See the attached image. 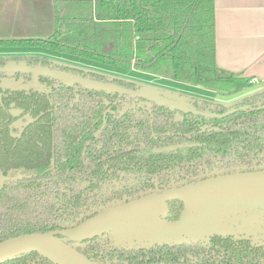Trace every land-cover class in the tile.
Segmentation results:
<instances>
[{"label":"trees","instance_id":"trees-1","mask_svg":"<svg viewBox=\"0 0 264 264\" xmlns=\"http://www.w3.org/2000/svg\"><path fill=\"white\" fill-rule=\"evenodd\" d=\"M56 8L52 35L0 39V48H43L224 95L238 92L232 75L215 66L214 0H95L75 17L61 14L59 4ZM42 82L48 91L0 88V242L70 228L106 204L108 194L99 183L116 181L120 172L169 171L189 179L190 173L211 168L210 162L246 167L250 152H264V109L258 108L264 90L231 105L192 97L196 108L215 113L249 106L221 119L188 114L175 122V111L167 107L138 106L146 118L131 127L126 118L133 110L121 116L118 111L122 96L49 78ZM10 108L33 119L18 137L11 134L18 117ZM58 237L100 264H264V246L217 231L190 243L136 248ZM0 264L54 263L24 252Z\"/></svg>","mask_w":264,"mask_h":264},{"label":"water","instance_id":"water-1","mask_svg":"<svg viewBox=\"0 0 264 264\" xmlns=\"http://www.w3.org/2000/svg\"><path fill=\"white\" fill-rule=\"evenodd\" d=\"M15 71L31 72L36 78L39 75L55 77L70 85L81 84L87 88L129 94L132 97L145 100L141 101L142 104L151 105L152 102H155L169 107L172 111L192 113L204 117L223 118L239 110L230 109L224 114L203 112L189 103L186 96L167 92L157 87L144 85L138 91H133L116 84L84 78L61 70H52L49 67L27 66L23 61L19 63L9 62L0 68V72L10 74ZM179 112L177 116H180L182 120L183 116ZM172 200H180L186 206L178 220L166 219L168 202ZM200 203L203 204L204 211L208 214L220 213L239 204L264 209V169L218 176L181 187H174L163 192H151L130 202L110 206L96 216L65 231L26 233L8 238L0 242V262L19 253L36 252L54 264H100L59 238L58 234L68 236L73 242H83L126 227L146 225L145 223L148 221H150L148 224L167 223L180 227L187 226L196 232L194 227L200 221L188 219V216L191 215L189 213L194 214L189 211V207ZM213 232L211 231V233Z\"/></svg>","mask_w":264,"mask_h":264},{"label":"flooded vegetation","instance_id":"flooded-vegetation-1","mask_svg":"<svg viewBox=\"0 0 264 264\" xmlns=\"http://www.w3.org/2000/svg\"><path fill=\"white\" fill-rule=\"evenodd\" d=\"M53 53H59L62 55H69L70 57L80 58L86 62H90L93 65L94 64L98 65V66L101 65V66H104L102 68L112 70L115 72L112 75H109V74H107L109 72H106V71L101 72V71H97V70H87V69H84L81 67H76V66H73L71 62H64V61L60 60V57H57L54 55H53V57H50V54H53ZM13 61H15L17 63L23 61L27 64V66H31V67L41 66V67H49L52 70H61L64 72L80 75L84 78H89L92 80L101 81V82H105V83L116 84V85L121 86L122 88L130 89L133 91H136V90L138 91L142 86H144V85H141L142 83H139L137 81V79H139V78L135 77V73L133 71H125L120 67H113L110 65H106L102 62H99V61L89 60L86 58H82V57L67 54V53H61L58 51H52V50L50 51V50L43 49V48H21V47L20 48H0V68L6 66L7 64H9V62H13ZM65 67H66V69H65ZM75 68L76 69H83L85 72H87L86 73L87 75L76 73L75 71H73V69H75ZM89 73L106 75V77H105L106 79L100 80L96 76L91 77ZM137 74L150 75L153 77H157V75L147 74V73H143V72L142 73L138 72ZM42 78L54 79V80H58V81H61L63 83H66V82H64L58 78L46 76V75H39L36 78V77H34L33 73L26 72V71H15V72H11V74L7 73V72H0V88H2V91L7 90V89L12 90V91H14V90L29 91L31 89H35L38 91H48L49 89H48L46 83L42 82ZM166 79H168V78H166ZM118 80H124L125 82H127L125 84H130V85H128V86L121 85L118 82ZM5 82L37 83V84L40 83L43 85V88L40 89L37 87H31L29 89H22V88L12 89V88L5 87L3 85ZM66 84L70 85L69 83H66ZM75 85L82 86L81 84H74V85H70V86H75ZM82 87H84V86H82ZM152 87H155V86H152ZM84 88L92 89V90H103V91L108 92V93H114V94H118L119 96H122L121 98L118 99V101L120 102V104L117 106L118 111H120V116H121L123 112H129L128 109L133 110L132 112L128 113L130 115V117L126 118V120L130 123L129 126H131V127H133L135 125L134 124L135 120H145V118H146V116L143 113H140L137 111L136 108L138 106H143L146 108H152L156 105L167 107L165 105H160V104H157L155 102H152L151 105L142 104L141 101H145V100H142L139 97L135 98L129 94L119 93L116 91H107L104 89H94V88H87V87H84ZM158 89H161V88H158ZM161 90L171 92V93H176V94H179L181 96H186L187 101L194 106L192 97H196V96H189L190 92L189 93L187 91L172 92V91H168L165 89H161ZM217 93H219V92H217ZM219 94H221V93H219ZM221 95L225 96L224 94H221ZM250 95H252V94H250ZM250 95H248V96H250ZM248 96H246V97H248ZM197 98H200V97H197ZM243 98H245V97H243ZM243 98H241V99H243ZM202 99H204V98H202ZM231 104H226V105H231ZM167 108H169V107H167ZM258 108L264 109V104L260 105ZM196 109L203 111V112L215 113V112H211V111H204V110H201L198 108H196ZM230 109H239V110L247 109L248 110L249 106H241L238 108H230ZM230 109H228L227 111H229ZM239 110H237V111H239ZM9 112L18 117V119H16L10 127L12 129H14V131L11 132L12 136L18 137V136H20V134L24 130V128L30 122H32V120H33L32 116L31 115L21 116L22 111L20 109H17V108H10ZM178 112L179 111H175V114H174V121H175V119H177V121H175V122H181L185 119L186 115L192 114V113L179 112L180 115L183 116V119L181 120V117L177 116ZM106 114H107V110L105 111L104 116H103L102 128L105 127ZM217 114H224V113H217ZM195 116H201V115H195ZM201 117H204V116H201ZM205 118H216V117H205ZM223 118H225V117H223ZM218 119H221V118H218ZM145 124H147V122ZM100 131L101 130H98L97 133L95 134V136L98 137ZM247 158H249L248 162H246L247 166L245 165L246 167H237V168H234V167L220 168L218 166H215V164L213 162H210V164L212 165L211 168H201V169H199V171L190 173L191 177L189 179H185V178L179 179L178 174L176 172L171 173L169 171L167 173H164V174L163 173L151 174V173H147V172L134 173V174L128 173L127 174V173L120 172L119 173L120 177L116 178V181L112 180V181H106V182L99 183L100 189L107 192V194H108L107 198H104V199H107L106 204H104L101 209L97 210L94 213H90L87 215H85V214L81 215V217L79 218L80 221H78L75 225L79 224L82 221H85L86 219H90V218L96 216L97 214H99L104 209H106L110 206L130 202L131 200H133L135 198H140L143 195L151 193V192H163V191H167V190L174 188V187H181V186L189 184V183L199 182V181H203V180L210 179V178H216L218 176L230 175V174H234V173H244V172H248V171L252 172V171L264 169V152L259 153V154H254L253 152H250L248 154ZM228 163L231 164L230 161H228ZM165 179H169L168 182H166ZM235 207L236 206L234 205L233 208H235ZM185 209H186V206H185L184 202H182L180 200L169 201L166 219H169V220L180 219V217H181L182 213L185 211ZM75 225H73V226H75ZM238 225H237V222H234V223H232V225L229 226V228L223 229V230H218L217 232L225 234L226 236H230L233 239H249L254 244H257L259 246L260 245L264 246V227L258 226V228H259L258 230H260V231L258 232L256 230L258 232L257 234L246 235V234H240V233L236 232L237 228L239 227ZM73 226H71L70 228H72ZM65 230H67V229H65ZM65 230H63V231H65ZM106 235H109V233L104 234V235L99 236V237H95L93 239L85 240L83 242H78V243H86L88 241H93V240L97 239V241L99 242V245L102 248H107L108 246H115L109 241L108 238L104 239V237ZM64 236L68 237L66 235H64Z\"/></svg>","mask_w":264,"mask_h":264},{"label":"crops","instance_id":"crops-1","mask_svg":"<svg viewBox=\"0 0 264 264\" xmlns=\"http://www.w3.org/2000/svg\"><path fill=\"white\" fill-rule=\"evenodd\" d=\"M57 4L61 14L75 17L95 0H0V39L49 37ZM214 12L215 66L232 75L238 91L264 90V0H214Z\"/></svg>","mask_w":264,"mask_h":264},{"label":"rangeland","instance_id":"rangeland-1","mask_svg":"<svg viewBox=\"0 0 264 264\" xmlns=\"http://www.w3.org/2000/svg\"><path fill=\"white\" fill-rule=\"evenodd\" d=\"M53 55L60 57V60L64 62H71L72 65L76 67H81L87 70H97L101 72L106 71L109 72L107 73L109 75H112L115 72L104 69L102 68L104 66L101 65H93L90 62H86L80 58L70 57L69 55H62L59 53L50 54V57H53ZM133 72L135 73V77L139 78L137 81L142 83L141 85L155 86L172 92L187 91L188 93L190 92L189 96H196L224 104L234 103L243 97L253 94L250 93L251 91L246 92L245 88L239 90L238 95L223 96L221 94L219 95V93L216 94L213 91H209L201 87L199 88L198 86L187 87L186 85L174 83L167 79L137 74V71ZM3 85L12 89H29L31 87H37L40 89L43 88V85L40 83L5 82ZM252 90H254V87ZM189 211L193 212L194 214L189 213L191 215L188 216V219H196L200 221L194 227V230L198 233L190 230L187 226L180 227L167 223L148 224L150 223V221H148L145 223L146 225L126 227L119 231L109 233V235H106L104 239L108 238L109 241L115 246L136 248L151 246L154 244L172 245L190 243L197 238H207L211 231L227 229L234 222H237V225L239 224L236 232L240 234H257L260 231L258 230V226L264 227V209L260 207H250L244 204H239L235 208H230L229 211L226 210L220 213L208 214V212L204 211L203 204L200 203L191 205L189 207ZM158 219L160 218L158 217Z\"/></svg>","mask_w":264,"mask_h":264},{"label":"built area","instance_id":"built-area-1","mask_svg":"<svg viewBox=\"0 0 264 264\" xmlns=\"http://www.w3.org/2000/svg\"><path fill=\"white\" fill-rule=\"evenodd\" d=\"M253 81H254V82H257L258 80L255 78V79H253Z\"/></svg>","mask_w":264,"mask_h":264}]
</instances>
